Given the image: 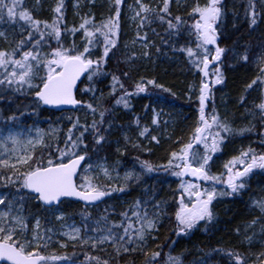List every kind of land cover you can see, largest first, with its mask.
Wrapping results in <instances>:
<instances>
[{"label": "trees", "instance_id": "16d2710c", "mask_svg": "<svg viewBox=\"0 0 264 264\" xmlns=\"http://www.w3.org/2000/svg\"><path fill=\"white\" fill-rule=\"evenodd\" d=\"M104 4L103 0H83L80 16H75L74 0H63V20L61 23L62 37L61 41L64 47H71L73 43L82 51L85 43L82 30L74 35L66 32V29L73 27L79 28L84 19H91L96 25L101 24L109 15L113 14L112 0ZM59 0L46 1L40 8H35L29 0H21V9L30 11L35 19L52 23L57 14L53 11ZM143 3L151 8L162 7V0H142ZM207 0H171L170 12L173 18L179 15L184 21L180 27V32L169 34L167 24L160 23L155 17L150 16L151 23H146L140 34H147L149 43V56L141 57L130 45L129 40L134 35L133 29L128 25L127 17L132 5H136L133 0H124L121 7L120 26L121 31L118 37V47L114 50L115 56L108 60L105 72L120 77L124 89L134 92L135 84L141 79L155 80L156 84L163 85L162 91L154 85H146L147 92L134 95L129 98V107L115 105V99L122 95V90L117 86L115 95H110L112 88L111 75L100 77L94 81L97 89L96 96L103 93L101 105H97V114L93 116L86 108L78 107L74 110L57 111L45 105L35 106L32 99V93L24 91L22 93H8L4 99H0V124L4 127L13 126H40L49 128L57 126L59 130L54 137L45 141L44 145L34 150V157H43L47 159H57L59 152L57 148L65 149V140L68 135V129L72 127V117L74 121L79 117L81 125L91 124L93 119H100L98 113L108 109L105 123L101 126L103 134L106 136L105 142L98 147L96 151H90L91 160L87 163H106L113 169L114 177L126 171L141 174L139 182L133 181L127 185L125 192H113L107 196L105 201L97 205H83L81 202L73 200H64L59 205L62 213L66 217L63 222H74L83 227V214L90 215L87 221L90 228L95 227V220L102 215H107L110 223H128L124 219V213L132 218L134 211H148L149 216L156 209L154 205L159 202H165L162 205L163 214L160 218L158 230L151 233L157 237L154 241L149 240L146 251H161L159 264H163L166 255H181L184 264H195V261L206 259L207 264H229V258L223 253L213 252V249L220 248L225 251L232 250L239 252L246 260L247 264H261L264 261V236L260 235L261 227L264 226V212H261L257 206L258 201H264V170H254L245 181V188L232 196L218 198V201L212 206L214 220L211 223L201 222L196 228L187 234L177 235V225L175 212L179 207V198L182 193L180 184L182 180L196 182L195 179L184 177L179 178L172 175L171 171H165L163 168L150 173L143 174L141 170V161H148L154 166L166 165L171 152L179 151L183 144L190 141L192 133L199 120V87L203 73L189 59L187 54L180 51L182 46L196 49V39L194 29V18L189 16L191 8L197 3L203 5ZM225 15L219 22L218 45L226 51L221 57L218 67L223 73V83L212 87V101L208 99L207 115H211L213 109L219 115L222 122H227L234 130L241 128H251L252 131L244 135H228L220 150L213 155L210 166V174L221 176L225 179L227 171L224 164L233 156H239L242 151L249 148L257 153L264 152V121L261 120V113L256 105L264 101V83L254 85L252 89H247V85L253 79L260 75L261 65L257 62V57L264 54V5L256 0L257 11L261 14L257 25L249 27L246 10L249 0H222ZM136 10L137 7H136ZM175 23V20H173ZM139 24V20L135 25ZM27 34V26L21 23L14 24L9 30V42L0 43V49L11 51L14 41L19 40L21 32ZM101 43L91 49L92 59H97L102 52L103 38L97 36ZM167 41V43H165ZM51 48L57 47L55 40L49 41ZM50 47H44L43 51L48 52ZM159 49V51H158ZM210 53L214 54L215 46H209ZM249 56L247 63L241 60L244 54ZM135 54V59H130ZM19 58V57H17ZM203 65L201 64V67ZM11 69H9L10 71ZM5 69L0 68V78ZM127 71L128 77L121 75ZM215 67L210 68L211 79L215 77L212 73ZM89 86L87 77L80 84L78 97L82 102H91L94 105L96 101L92 99V93H84L83 89ZM4 86H0L3 89ZM174 94V95H173ZM243 98V100H242ZM207 104V103H206ZM148 106V107H146ZM153 109L159 113V122L152 123ZM15 115V121L7 120V117ZM138 121V123H137ZM109 122L111 127L109 128ZM149 129L145 137L139 135L143 128ZM107 129V131H104ZM74 136L79 135V131L73 130ZM156 136L159 143L151 140L149 135ZM92 147V136L88 135L86 141ZM134 145H139L135 147ZM200 145L194 143V150L201 151ZM203 152V151H201ZM25 169H21L24 171ZM7 170L0 167V176ZM81 173L78 182L82 183ZM11 175L10 172L7 173ZM95 183L103 185L105 188L120 187L124 180L107 179L100 175H95ZM0 181V192L6 191ZM209 182H203L202 189L210 187ZM219 190H225L223 183H217ZM10 190V189H7ZM185 202H188L187 194ZM140 199L149 201L141 204L137 209L135 201ZM24 215L27 217L29 232L35 223V217L39 215L42 218V226L55 227L57 230V221L44 212L35 200H30L25 205ZM32 215L29 216L28 212ZM47 219H44V218ZM256 220L255 225L252 224ZM134 226L135 223L132 218ZM123 231V229H119ZM256 233L255 239L251 245L245 240L246 235ZM88 235H92L89 231ZM53 243L43 250L45 255L68 256L73 264H87L85 255L99 256L101 259H108L110 264H127L135 261V264H142L143 256L140 254L123 255L116 258V253L110 244L103 246V250L92 249L85 245L81 246L79 242H70L64 237L53 236ZM174 242V244H173ZM66 244L67 247H61L60 244ZM159 246V247H157Z\"/></svg>", "mask_w": 264, "mask_h": 264}, {"label": "snow or ice", "instance_id": "6c2138e0", "mask_svg": "<svg viewBox=\"0 0 264 264\" xmlns=\"http://www.w3.org/2000/svg\"><path fill=\"white\" fill-rule=\"evenodd\" d=\"M95 0H92L94 4ZM171 0H162V7L151 8L142 0H135L138 10L133 9V19L139 20L137 25L136 40L143 42V47H149L148 37L145 33L140 34V29L146 23H151L150 16L155 17L160 23L167 24L169 34L173 32L177 35L184 21L177 15L173 18L170 12ZM264 5V0H259ZM124 0H112L113 14L109 15L101 24L96 25L91 19H84L79 28L66 29L73 35L82 30L84 33L85 43L81 51L75 43L71 47H64L61 41L64 2L59 0L53 11L57 14L52 23L35 19L30 11L21 9V0H0V23L5 21L9 24L21 23L27 26V34L22 31L20 39L14 41L11 51L0 49V68L5 71L0 78V99H4L8 93H22L27 91L32 93V99L35 106L41 104L45 106L72 105L86 108L93 116L97 114V105H101L103 101V93L99 97L96 96L97 89L94 81L100 77L111 75L112 91L110 95H115L117 86L122 90V95L115 99V105H123L128 108L129 98L140 93L147 92L146 85H154L162 91L163 85L156 84L155 80H143L135 84L134 92L124 89L120 77L105 72L104 68L107 62L115 56V49L118 47V37L121 31L120 17L121 7ZM225 15L222 0H207L203 5L197 3L191 8L189 16L194 18L192 25L196 39V49L192 47L180 48L187 54L190 61L203 73V77L199 87V120L195 127L191 139L188 143L183 144L180 150L173 151L170 154L166 165L154 166L148 161H141V170L143 174H150L163 168L165 171H171L172 175L184 178L190 175L197 180L209 182L210 187L201 189L199 183L184 182L180 184L182 193L179 198V207L175 212V220L177 225V235L187 234L196 228L201 222L211 223L214 220L212 211L213 201L225 196H232L245 188V181L254 170H264V152L257 153L249 148L242 151L239 156H233L231 160L224 164L227 171V178L210 174L211 161L213 155L220 150L221 145L225 142L228 135H244L251 132V128H241L234 130L227 122H222L219 115L213 109L210 118L206 116V102L210 98L211 89L215 85L223 83V73L218 67L221 57L226 51L221 48L217 41L219 38V22ZM260 13L257 11L256 0H249L246 10L249 27L257 25ZM175 20V23L173 22ZM97 36L103 38L102 52L97 59H92L91 49L100 45ZM0 37L7 40V34L0 31ZM55 40L57 47L51 48L49 41ZM167 43V41H165ZM215 46L214 54L210 53L209 46ZM50 47L51 50L44 52V47ZM159 51V49H158ZM143 55L147 58L148 51ZM19 57V58H17ZM135 54L130 59H135ZM241 60L248 62L249 56L245 53L241 56ZM257 62L261 65L260 75L247 85V89H252L254 85L264 83V54L257 57ZM201 64L203 65L201 67ZM209 65L215 67L212 75L214 80L207 79L209 77ZM9 69H11L9 71ZM87 77L89 86L83 89L84 93H92V99L96 101L94 105L91 102H82L76 98L78 82L83 83L82 76ZM125 78L129 73L124 71L121 73ZM38 81V83H35ZM174 95V94H173ZM243 100V98H242ZM148 107V106H146ZM261 113V120L264 121V101L256 105ZM108 109L99 111L100 119H93L91 124L81 125L79 117L72 120V127L68 129V135L65 140V149L57 148L59 157L57 159H47L45 162L43 157L35 158L33 153L38 145H44V134L37 132V138L21 140L19 134H9L0 140V148L6 152L17 153L15 162L10 160H0V167L7 170L4 175L0 176L3 181V187L6 191L0 192V206L5 210L0 211V260H5L9 264H54L57 261H66L67 264H73L68 256L45 255L43 250L53 243V236L62 235L69 241L79 242L81 246H89L92 249L103 250V246L110 244L116 253V258L123 255L140 254L143 256L142 264H159L161 251H146L149 240H155L157 237L151 233L158 230L160 218L163 214L162 205L165 203L159 201L154 205L156 211L149 216L145 209L143 212L134 211L132 218L139 226H134L132 218L126 213L122 214L124 219L128 220L127 224L123 222L110 223L107 215H102L95 220V227L90 228L87 221L90 215L83 214V227H77L75 224L67 225V231L58 232L56 228L42 226V218L37 215L35 223L28 234L29 228L27 217L24 215L25 205L30 200H35L41 209L49 213L57 222H61L60 227L63 229L65 225L63 221L66 219L63 213L59 212V205L67 198H77L88 205L102 201V198L110 196L113 192H125L130 182L141 180V174L127 172L123 177L124 183L117 188H105L103 185L95 183L94 177L87 175L81 176L82 183H77L76 178L80 175V170L84 173L94 171L92 164H82L91 160L90 151H96L105 140L106 136L101 130V126L105 123L106 113ZM152 123L159 122V113L153 109ZM15 115L7 117V120L15 121ZM138 123V121H137ZM111 122H109V128ZM79 131V135H75L73 130ZM107 131V129H104ZM149 129L147 127L140 131L139 135L145 137ZM264 135V133H261ZM88 135L92 136V147L86 143ZM151 140L159 143L156 136H152ZM12 148L9 150L8 143ZM196 145H203V152L194 150ZM264 145V141H261ZM139 147V145H134ZM66 161V162H65ZM103 175L111 178L107 167L101 166ZM21 169H25L21 171ZM10 172L11 175L7 173ZM119 178V177H117ZM217 183H223L225 190H219ZM10 189V190H7ZM187 194L188 202H185ZM147 204L149 201H135V207L139 209L141 204ZM257 206L261 212H264V201H258ZM28 215L32 213L29 211ZM44 219H47L46 217ZM256 220L252 224L255 225ZM123 229V231H119ZM91 231L92 235H88ZM260 235L264 236V226L261 227ZM256 236L246 235L245 240L252 244ZM174 244V242H173ZM61 247H67L66 244H60ZM159 247V246H157ZM213 252L223 253L229 258V264H247L245 258L239 253L232 250L225 251L220 248L213 249ZM264 256V253H261ZM181 255L167 254L163 260V264H184ZM87 264H110L108 259H101L99 256L85 255ZM127 264H135V261L127 262ZM195 264H207L206 259L195 261ZM264 264V261L261 262Z\"/></svg>", "mask_w": 264, "mask_h": 264}, {"label": "rangeland", "instance_id": "374dc122", "mask_svg": "<svg viewBox=\"0 0 264 264\" xmlns=\"http://www.w3.org/2000/svg\"><path fill=\"white\" fill-rule=\"evenodd\" d=\"M46 1H52V0H29V2L35 7V8H40L41 6H42V4L44 3V2H46ZM134 2H135V0H133ZM148 1H154V0H148ZM178 2H182L183 0H177ZM103 3L104 4H109V7H111V2H108V1H106V0H103ZM82 4H83V0H74V5H75V16H76V18L77 17H81L80 16V11H81V9L83 8L82 7ZM82 7V8H81ZM133 9H136V5H132V7L129 9V15H128V17H127V21H128V25L130 26V28H132L133 29V32H134V35L131 37V39L129 40V42H130V45L133 47V49L141 56V57H145L144 55H143V53L145 52V51H148L149 50V47L147 48V49H145L144 47H143V42H141V41H138V40H136V35H137V27H135V25L134 24H136L137 22H138V20H135V19H133V16H134V11H133ZM13 25L14 24H9V23H7L6 21L4 22V23H0V31H3V32H5L6 34H7V40H5L3 37H0V43L1 44H3V46H4V44H6V43H8L9 42V30H10V28H12L13 27ZM145 59H147V58H145ZM35 83H38V81H35ZM88 87V86H87ZM86 88V87H85ZM87 94V93H86ZM207 104H206V108H207ZM206 108H205V113H206ZM208 113H206V116H208L207 115ZM211 116V115H210ZM210 116H208L209 118H210ZM58 130H59V127H57V126H50L49 128H47V129H45V128H42V127H40V126H33V125H31V126H28V127H26V126H13V125H10V126H8V127H4L3 125H1L0 124V140H3V138L4 137H6L8 134H9V132H11V133H13V134H19V136H20V139L21 140H24V141H26L27 139H35V138H37V132L39 131V132H41V133H43L44 134V143H45V141L47 140V139H49V138H52V137H54V135H56L57 134V132H58ZM148 134V133H147ZM151 135H152V133L149 135V137H151ZM39 146H41V145H38V146H36V148L37 147H39ZM200 147L202 148L201 149V151H203L204 149H203V145L201 144L200 145ZM8 148H9V150H11V148H12V145H11V143L9 142L8 143ZM35 148V149H36ZM16 154H19V149H17V153H11V151H8V152H6L3 148H0V160H5V159H7V160H10V162H12V163H14L15 162V155ZM91 164V163H90ZM93 164V163H92ZM101 166H104V167H107L108 168V170H109V174H110V177L112 178L113 177V179L114 180H117V179H122L124 176H125V173H127V172H131V171H126V172H123V173H121V174H119V175H116L115 177H114V175H113V169L111 168V167H109L106 163H96V164H94L93 165V167H94V171H92V172H89V173H83L82 174V176H84V175H87V176H89V177H94L95 175H100V176H103V177H105L104 175H103V171H102V168H101ZM117 177H119V178H117ZM188 177L190 178L191 176L190 175H188ZM106 178V177H105ZM110 178V179H111ZM227 178V176L225 177V179ZM107 179H109V178H107ZM223 180V179H222ZM196 181V180H195ZM188 182H192L191 180H189ZM201 182H206V181H203V180H201ZM194 183V182H193ZM195 183H197V181L195 182ZM218 201V199H216V200H214L213 201V204H212V206L216 203ZM187 203V202H186ZM211 206V207H212ZM3 210H5L4 209V207L3 206H0V211H3ZM59 212H61L62 213V211H61V209H59ZM60 224H61V222H57V231L58 232H62V231H67L68 229H67V225H72V224H75L74 222H69V223H66V222H63V224L65 225V227L63 228V229H61V227H60ZM76 225V224H75ZM77 227H80V226H78V225H76ZM59 236H62V235H59ZM63 237V236H62ZM66 240H68L66 237H64ZM69 241V240H68ZM70 242H72V241H70ZM54 264H67V262L66 261H57V262H54Z\"/></svg>", "mask_w": 264, "mask_h": 264}, {"label": "water", "instance_id": "95a60500", "mask_svg": "<svg viewBox=\"0 0 264 264\" xmlns=\"http://www.w3.org/2000/svg\"><path fill=\"white\" fill-rule=\"evenodd\" d=\"M211 66H213V65H209V68H210ZM208 71H209V69H208ZM85 77H86V75H85V76H82V77H81V80L83 81V79H84ZM207 79H208L209 82H210V73H209V77H208ZM80 84H81V82H78V89H79V87H80ZM78 91H79V90L76 91L75 95H76V98H77L78 100H80L79 97H78ZM206 103H207V102H206ZM48 107L53 108V109H56L57 111H64V110H73V109H77L79 106L60 105V106H48ZM65 162H66V161H65ZM84 163H85V162H82V164H84ZM80 171H81V170H80ZM78 177H79V175H78L77 178H76L77 183H78ZM192 178H194V177H192ZM194 179H196V178H194ZM196 180H197V179H196ZM197 181H198V183L200 184L201 189H202V185H203V184H202L201 180H197ZM67 199H69V200H73V201H78V202H81L82 204L88 206V204H86V203L83 202V201L78 200L77 198H67ZM67 199H65V200H67ZM105 199H106V197L102 198V201H100V202H96V203H94V204H92V205L100 204V203H102L103 201H105ZM0 263L9 264V262H7V261H5V260H0Z\"/></svg>", "mask_w": 264, "mask_h": 264}, {"label": "flooded vegetation", "instance_id": "af4514ba", "mask_svg": "<svg viewBox=\"0 0 264 264\" xmlns=\"http://www.w3.org/2000/svg\"><path fill=\"white\" fill-rule=\"evenodd\" d=\"M212 67V66H211ZM210 67V68H211ZM209 73H210V70H209ZM212 79H211V74H210V81H211ZM211 92H212V89H211ZM209 101H212V96H211V94H210V98H209ZM207 105H208V102H207ZM208 107V106H207ZM206 113H207V111H206ZM211 114H212V109H211ZM210 116V115H209Z\"/></svg>", "mask_w": 264, "mask_h": 264}]
</instances>
